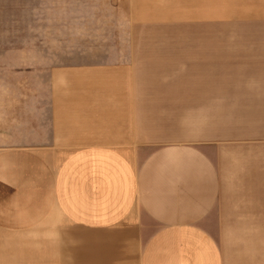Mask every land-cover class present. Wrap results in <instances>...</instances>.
I'll return each mask as SVG.
<instances>
[{
    "label": "crops",
    "instance_id": "0c3cea01",
    "mask_svg": "<svg viewBox=\"0 0 264 264\" xmlns=\"http://www.w3.org/2000/svg\"><path fill=\"white\" fill-rule=\"evenodd\" d=\"M187 7L0 0V264H264V0Z\"/></svg>",
    "mask_w": 264,
    "mask_h": 264
},
{
    "label": "rangeland",
    "instance_id": "374dc122",
    "mask_svg": "<svg viewBox=\"0 0 264 264\" xmlns=\"http://www.w3.org/2000/svg\"><path fill=\"white\" fill-rule=\"evenodd\" d=\"M187 0H181V21L179 24L173 26L164 27H149L146 35L149 36H181L187 37L189 35L188 28V13H187ZM144 35V34H143ZM123 49V46H122ZM73 63H87L81 61H75Z\"/></svg>",
    "mask_w": 264,
    "mask_h": 264
}]
</instances>
